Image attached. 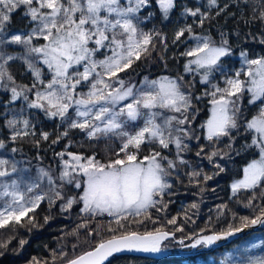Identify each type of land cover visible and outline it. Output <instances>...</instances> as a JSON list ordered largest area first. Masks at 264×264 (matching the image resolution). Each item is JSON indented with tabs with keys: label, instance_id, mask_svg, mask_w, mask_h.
Instances as JSON below:
<instances>
[{
	"label": "snow or ice",
	"instance_id": "snow-or-ice-1",
	"mask_svg": "<svg viewBox=\"0 0 264 264\" xmlns=\"http://www.w3.org/2000/svg\"><path fill=\"white\" fill-rule=\"evenodd\" d=\"M232 2L237 8L241 4H249V0ZM178 7H181L180 0H0V116L12 113L10 118L4 119V127L10 133L8 139L15 143L35 137L36 125L24 113L28 109H36L46 118H59L62 124L67 125L65 131L52 141L53 144L67 137L72 129H79L88 140L116 138L120 141L115 152L117 158L106 163L97 159L95 154L57 153L62 160L59 185L43 168L39 169L36 180L25 182L19 175L25 171L18 168L20 162L0 155V228L13 222L19 224L46 198L50 204L54 198L64 200L61 211L82 203V212L93 215L106 212L121 218L140 215L159 202L153 197L161 196L171 187L167 180L171 174L168 170L176 167V162L164 156L162 150L174 146L179 163H187L180 154L189 148L186 140H199L191 125L197 112L193 99L199 100L200 97L193 98L190 92L182 90L183 77L173 79L164 76L155 80L145 77L142 87L135 88L134 85L125 86V81L118 74L131 68L136 60L141 59L142 53H148L154 37L161 36L160 32H146L141 27L155 15V9L164 20H168ZM229 7V3L221 7L220 0H206V4L201 6H183L182 15L197 18L198 26L203 28L206 21L215 20L221 14L235 17V13L228 11ZM213 10L215 15H212ZM18 12L21 13V21H27V31L12 30L14 16ZM257 12L258 15L255 14ZM253 13L251 20L258 19L264 25V0H255ZM245 23L249 21L245 20ZM185 33H193L191 24L175 32L173 43L183 42ZM220 37L217 44L210 35L193 34L190 38L194 45L183 51L181 56L188 58L184 71L200 74V83L210 85L212 89L205 93L212 97L211 115L201 125L206 129L207 140L215 138L219 141L227 137L229 152L235 151L232 133L239 132L241 128L239 104L245 93L250 95V105L259 102L258 114L243 124L245 133L251 134V143L242 146L257 149L258 158L251 160L243 169V179L233 183L235 193L264 184V55L253 58L249 51L241 49L240 68L229 74L223 58L232 57L234 52L226 33L221 32ZM41 39L45 43H34ZM259 43L264 44V36ZM11 46H18L22 53L13 54L9 51ZM101 49H109L112 55L95 60V54ZM14 61L22 62L24 71L31 74L30 86L17 83L9 70L10 62ZM79 66L83 71H79ZM45 67L51 74L47 81L44 79ZM217 73L224 79L225 87L212 83ZM104 75L119 87L106 82ZM82 83L90 84L87 93H77L76 89ZM17 101L24 102L18 110L9 107ZM161 110L174 114L166 115ZM40 135L41 139L49 140L48 132ZM36 144L39 146V141ZM6 147V141L0 139V150ZM145 148L149 154L141 156ZM17 151V148L11 149L12 153ZM202 151L196 155L200 156ZM217 155L223 159L228 153L212 152L208 156L209 162L213 163ZM65 156L69 159H64ZM165 161L167 167L164 166ZM215 166L220 172L224 171L219 163ZM14 174L16 178H13ZM44 178L49 185L47 192H36ZM211 178L204 177L205 180ZM65 185L81 190L80 194L65 198L60 190ZM261 211L264 213V209ZM242 219L246 221L245 227L248 223H264V215L250 221L248 217ZM232 234L231 228L224 233L225 236ZM167 236L165 232L113 235L111 239L99 242L92 251L68 261V264H104L114 253L124 250L159 252L160 241ZM221 238L220 235L206 236L192 247L201 243L212 244ZM20 243L22 246L25 241ZM249 264H264V260H250Z\"/></svg>",
	"mask_w": 264,
	"mask_h": 264
},
{
	"label": "trees",
	"instance_id": "trees-1",
	"mask_svg": "<svg viewBox=\"0 0 264 264\" xmlns=\"http://www.w3.org/2000/svg\"><path fill=\"white\" fill-rule=\"evenodd\" d=\"M185 1L184 6L195 5V0ZM224 3L230 4L228 11L235 13V17L221 14L215 20L206 21L203 28L198 26L197 18L187 16L182 18L181 7L175 9L168 20H164L159 10L155 9V15L146 24H142V28L146 32L153 30L160 32L161 36L154 37L148 53H142L141 59L136 60L131 68L118 74L136 84L143 77L151 79L163 75L183 77L182 90L190 92L193 98L200 97L199 100L193 99V106L197 112L191 125L199 140L185 141L189 148L181 155L187 163L178 162L174 169H170L171 187L161 196H156L155 200L159 202L140 215H126L121 218L82 212V203L74 204L70 210L61 211L64 200L54 198V202L50 204L46 198L34 212L22 218L19 224L13 222L0 228V264H62L93 249L102 240L128 232L148 233L166 230L174 233V238L164 242L163 247L182 248L201 235L227 233L230 228L234 231L245 227L246 221L242 219L243 217H248L250 221L264 215L261 211L264 209V184L255 189H241L235 193L231 189L232 182L243 176L245 166L258 157L257 149L242 146L251 143V134L245 133L243 124L258 114L259 102L257 105H250L248 103L250 96L245 93L239 104L241 113L238 122L241 128L239 132L232 133L235 138L233 144L235 151L229 152L227 137H222L219 141L215 138L212 141L207 140L206 130L201 125L209 117L212 97L205 94L208 91L206 85L200 83L199 74L184 71V64L188 58L181 56V53L189 48L191 35H210L219 44L221 32L226 33L234 52L232 57L223 58L224 63L236 62L241 49L249 51L253 58L264 55V44L259 43V39L264 36V25L258 19L251 20L255 0H249L248 6L241 4L239 8L232 0H220L221 7ZM255 14L258 15V12ZM212 15H215V10ZM20 16L19 12L14 16L13 31L20 30L26 25ZM245 20L249 23H245ZM186 24L192 25L193 33H185L183 42L174 44L175 32ZM14 47L11 46L9 49ZM9 70L18 84L31 85V74L24 71L22 62H10ZM20 102L17 101L9 107L18 109ZM26 111L38 122L36 126H40V130H35V137L30 136L13 143L8 139L10 135L8 129L4 127V119L10 118L12 113H6V117L0 116V139H4L7 144L6 149L0 152L13 154L15 158L25 160L32 168L41 165L56 174L60 172L61 167V158L57 155L60 152L84 156L95 154L97 159L105 163L117 158L115 152L120 146L118 139L88 140L79 129H72L67 137H62L58 143L53 144L52 141L65 131L67 125L62 124L59 118H46L39 110ZM41 132H48L49 140L41 139ZM36 141H39V146ZM12 148L19 151L12 153ZM201 149H203L201 155L197 156L196 153ZM166 151L169 153L170 150H162V154ZM212 152L228 155L223 159L217 155L213 158L214 162L210 163L208 156ZM148 154L149 150L145 148L140 155ZM216 163L224 168L223 172L215 166ZM205 176L212 178L205 180ZM61 191L65 198L77 196L81 192L68 185ZM173 220L175 222L170 223ZM253 236L262 237L264 243V226L245 232L227 245L208 253L163 256L159 259L121 254L111 257L104 264H230L226 253L237 251L243 241ZM22 240L25 243L21 246ZM203 245L201 244L199 248Z\"/></svg>",
	"mask_w": 264,
	"mask_h": 264
},
{
	"label": "rangeland",
	"instance_id": "rangeland-1",
	"mask_svg": "<svg viewBox=\"0 0 264 264\" xmlns=\"http://www.w3.org/2000/svg\"><path fill=\"white\" fill-rule=\"evenodd\" d=\"M185 2H186L185 0H180V4H181V17L182 18L183 17L186 18V16L182 15L183 6H184V4H186ZM204 4H206V0H195V5H193V6L187 5V7H196V6H201V5H204ZM202 10H204V9L202 8ZM25 22H26V25H27V21L26 20H25ZM26 25H24V27L22 29H20V30L27 31ZM141 27H142V25H141ZM20 30H17V31H20ZM34 43H36V44H42V43H45V41H43L42 39L41 40H35ZM193 45H194V41L190 38L189 47H191ZM9 51L12 52L13 54H17V53H22L23 50L21 48H19L18 46H15L13 49H9ZM111 55H112V52L109 49H101L99 52H97L95 54L94 59L95 60H103V59H105V57L111 56ZM237 58H238V60L236 62L235 61H228V62L225 63L226 67L229 70V74H231L233 71L238 70L240 68L239 54L237 55ZM79 71H83V67L82 66H79ZM97 71H101V69L97 68ZM44 73H45L44 74V79L46 81L49 80V79H51V74L48 73L46 67L44 69ZM164 76H167V77L176 79V77L169 76V75H163V76H160L158 78H154V79L148 78V79L149 80H155V79H159V78L164 77ZM119 77L122 78L125 81V86L134 85L135 88H141L142 87V82L144 81V78H145V77H143L140 80V82L136 84V83L132 82V80H126V79H124V77H122L121 75H119ZM103 79L106 82L111 83L113 85V87H119V85L116 84L113 80H111L107 75H104L103 76ZM241 79H246V77H241ZM212 83H217V84L220 85V87H225L224 79L219 75V73L215 74L214 78L212 79ZM98 87H101L102 88L103 85H99ZM89 88H90V84H88V83H82L81 85H79L77 87L76 91H77V93H87L89 91ZM110 90L111 89H108L107 91H110ZM206 90L208 91V93H210L212 91L210 85H206ZM126 102L127 101L122 102V103H126ZM23 103H24L23 101H21L19 103V108H20V106ZM212 107L213 106L211 104V109H212ZM211 109H210L209 116L211 115ZM161 111H164L166 115H173L174 114V113H171V112H167L166 110H161ZM69 112H70V114H72L73 113V110L70 109ZM24 114L25 115H29L30 118L32 119L33 123L35 125H37L38 122L35 121V119H34L33 116H31L27 111ZM176 115H178V114H176ZM36 130H40V126H38V127L36 126ZM169 150H170L169 153H167V151H166L163 155L164 156H167L169 159L175 161L176 164H177L179 161L177 160V154H176L175 147L174 146H170V149ZM0 155L6 156L7 158H10V159L11 158H15V156L13 154L7 153L5 151L4 152H0ZM257 158H255V159H257ZM64 159H69V157L65 156ZM15 160H17V161L20 162L18 164V168H21V169H24L25 170V171H23V172H21L19 174L20 177L25 182H31L33 180H36L38 178V175H39V169L43 168V169L47 170L50 173V175L52 176L53 180L55 181V183L57 185H59L61 183V181L58 179V177L60 176L61 169H62V160H60V166L61 167H60V172L58 174L53 173L50 169H48V168H46L44 166H41V165H36L35 168H32L29 165V163L25 162V160H20L18 158H15ZM164 166L167 167V162L166 161L164 162ZM168 171H170V169ZM243 176H244V174H243ZM243 176L240 177V178H238V179H236V180H234L232 182L231 189H232L233 183L236 182V181H238V180H242L243 179ZM13 178H16L15 177V174H14V177ZM167 180L170 183V177L169 176L167 177ZM48 187H49V185H48V182H47V178H44L41 181V187L39 189H36L35 191L36 192H40V191L47 192ZM153 199L155 200L156 199V196H154ZM0 205H2V202H0ZM82 207H83V205H82ZM103 214H107V213L105 212ZM262 240L263 239L260 236H253L250 239H247V240L243 241L242 244H241V246H240V248L237 251H228L226 253V256H227V259H228L229 263L230 264H249V261L250 260L251 261L263 260V258H264V243L262 242Z\"/></svg>",
	"mask_w": 264,
	"mask_h": 264
},
{
	"label": "water",
	"instance_id": "water-1",
	"mask_svg": "<svg viewBox=\"0 0 264 264\" xmlns=\"http://www.w3.org/2000/svg\"><path fill=\"white\" fill-rule=\"evenodd\" d=\"M261 226H264V223H257L254 225L249 224V225H247V227L241 228L242 231L237 232L234 230L232 235H227V236H225L224 233H221V234H216V233L204 234V235L199 236L196 240L192 241L191 243L184 245L182 248H174V247L164 248L163 243L166 242L167 240L174 238V233L166 231V230L154 231L152 233H156V232L168 233V236L165 239H162L160 241V249L161 250L159 252H143V251H135V250H124V251L119 252V253H114L111 257H113L115 255H121V254H130V255L145 256V257H149L152 259H159L163 256L194 255V254H199V253H204V252L208 253V252H211V251H213L219 247L227 245L229 242H231L232 240H234L238 236L244 234L245 232L251 231V230L259 228ZM137 233L141 234V235L145 234V233H140V232H137ZM212 235H220L222 238L219 240H216L212 244H208V245L204 244L200 248H199V246L203 243L197 244L195 247H192V245L195 244L197 240L202 239L203 237L212 236ZM109 239H111V238H109ZM93 249H90L88 251H92ZM82 254H80V255H82ZM111 257H109L105 262H107ZM75 258H73V259H75ZM62 264H68V261L65 263H62Z\"/></svg>",
	"mask_w": 264,
	"mask_h": 264
}]
</instances>
